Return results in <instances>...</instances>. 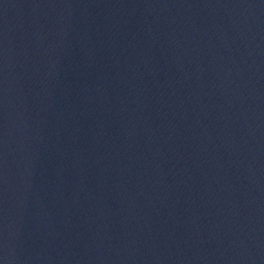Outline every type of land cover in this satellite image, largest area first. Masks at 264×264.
Instances as JSON below:
<instances>
[{
  "label": "water",
  "instance_id": "1",
  "mask_svg": "<svg viewBox=\"0 0 264 264\" xmlns=\"http://www.w3.org/2000/svg\"><path fill=\"white\" fill-rule=\"evenodd\" d=\"M0 264H264V0H0Z\"/></svg>",
  "mask_w": 264,
  "mask_h": 264
}]
</instances>
